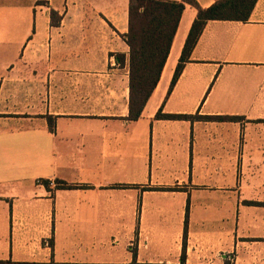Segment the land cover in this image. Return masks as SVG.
Listing matches in <instances>:
<instances>
[{"label":"crops","instance_id":"0c3cea01","mask_svg":"<svg viewBox=\"0 0 264 264\" xmlns=\"http://www.w3.org/2000/svg\"><path fill=\"white\" fill-rule=\"evenodd\" d=\"M127 7L0 0V260L264 264V0L208 20L169 89L186 4L135 120Z\"/></svg>","mask_w":264,"mask_h":264},{"label":"trees","instance_id":"16d2710c","mask_svg":"<svg viewBox=\"0 0 264 264\" xmlns=\"http://www.w3.org/2000/svg\"><path fill=\"white\" fill-rule=\"evenodd\" d=\"M256 0H215L207 7H201L195 0H128L127 32L125 41L129 46V96L128 115L137 119L153 92L169 53L181 13L186 4L196 10L189 31L185 37L178 62L175 66L169 89L175 82L193 46L201 34L206 22L212 19L247 20ZM54 11H51V18ZM158 118L185 119H237L232 115L195 114H155ZM52 124V122H50ZM45 183L47 181H44ZM57 186L71 187L63 181H56ZM0 264H167L137 262L134 258L129 263H82V262H38L0 260Z\"/></svg>","mask_w":264,"mask_h":264},{"label":"built area","instance_id":"2783aa9c","mask_svg":"<svg viewBox=\"0 0 264 264\" xmlns=\"http://www.w3.org/2000/svg\"><path fill=\"white\" fill-rule=\"evenodd\" d=\"M37 183H41V180L40 179H37L36 181ZM48 187H56L57 186V182L54 181V180H48L46 183H45Z\"/></svg>","mask_w":264,"mask_h":264}]
</instances>
